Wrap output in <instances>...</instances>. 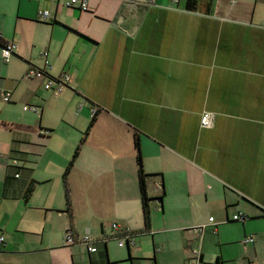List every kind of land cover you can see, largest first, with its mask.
I'll return each instance as SVG.
<instances>
[{
  "label": "crops",
  "instance_id": "crops-1",
  "mask_svg": "<svg viewBox=\"0 0 264 264\" xmlns=\"http://www.w3.org/2000/svg\"><path fill=\"white\" fill-rule=\"evenodd\" d=\"M67 2L0 0L1 41L17 45L9 63L0 45V102L12 93L0 107V264H90L122 233L187 243L181 254L152 237L150 259L126 244L129 264H264V0H88V12ZM30 68L71 81L54 95ZM240 213L243 233L231 222ZM86 236L96 253L79 244Z\"/></svg>",
  "mask_w": 264,
  "mask_h": 264
},
{
  "label": "built area",
  "instance_id": "built-area-1",
  "mask_svg": "<svg viewBox=\"0 0 264 264\" xmlns=\"http://www.w3.org/2000/svg\"><path fill=\"white\" fill-rule=\"evenodd\" d=\"M67 7L69 8H77L82 12H88L89 11V3L88 0H68ZM39 17L43 21H47L50 17V13L48 11H40ZM3 57L6 63H9L10 59L14 55L15 51L17 50V45L15 43H9V44H3ZM44 58L46 59L48 57V54L46 52L43 53ZM46 68H50V65L48 61L46 60ZM27 79L34 81V80H46V83L44 84V87L47 91H51L54 95L61 94L68 83L71 81V77L68 74H62L59 77H51L48 75V73L43 69L38 68H30L27 71L26 74ZM12 99V93L6 92L4 95V102L10 103ZM29 107H25V110H28ZM31 109V108H30ZM82 109V107L80 108ZM32 111H38L37 108H32ZM98 110L96 108L92 111V118L94 119L97 116ZM214 121V114L210 112H204L202 114L201 118V126L205 129H210L213 126ZM17 177H19L17 175ZM247 220V217L240 213L237 215H234L231 219V222H245ZM211 223H215L214 218H210ZM114 230L118 228L117 225H113ZM135 236L125 235L120 237L119 246L125 247V245H131L135 246ZM255 241L253 236L247 237L244 240V244L253 243ZM5 238L3 236H0V249L1 246L4 244ZM66 242L68 245H75L76 244V238L73 235V232L71 230L67 231L66 233ZM83 244L86 245L88 252L91 254H94L97 252V247L94 246V244L97 245L99 241L93 242V240L86 236L81 241Z\"/></svg>",
  "mask_w": 264,
  "mask_h": 264
},
{
  "label": "rangeland",
  "instance_id": "rangeland-1",
  "mask_svg": "<svg viewBox=\"0 0 264 264\" xmlns=\"http://www.w3.org/2000/svg\"><path fill=\"white\" fill-rule=\"evenodd\" d=\"M4 105H6V103L4 101H1L0 102L1 109H2V107H4ZM17 112H20V111H18V109H16V115H18ZM0 113H1V111H0ZM1 115L5 116L4 113ZM59 138H62V139L66 138V136H64L61 129L58 131L56 136H54V138H53L54 143H56L55 140L62 141V140H59ZM0 160H2V157H0ZM156 223L160 227L163 226L162 221H156ZM241 223L242 222H234L232 225L239 226L240 232L243 233L244 228H243ZM261 223H263V222H251V223H249L247 229L254 230ZM236 228H238V227H236ZM152 237L154 238V243L156 244V246H158V247L160 246L159 248L162 247L163 249H167L168 248V240L170 243L169 244L170 248L173 249L175 252L179 251L181 254H183L185 249L187 248V243L185 242L186 240L181 235L172 234V235L168 236V239H166L167 237L164 236V234L156 233V234H153V236H147L144 238H142L140 236L139 238H136L135 239L136 240L135 241L136 248H134V247L132 248L133 256L138 255L139 259H150V258H152V256H153ZM237 237H238V232H237V229H235L234 232L231 234V238L236 240ZM92 240H93V242H96V240H94V239H92ZM119 241H120L119 237H109L108 238L107 247H108V253H109V261L111 264H129V263L124 262L128 257L127 245H125L124 248H121L119 246ZM79 244L82 245V247H83L82 249H84L85 254H87L88 251H87L85 244H83L82 242H80ZM94 246L97 247L96 244H94ZM160 258H161V256L158 255V264H159ZM176 259H178V255H176ZM144 264H150V261L144 262ZM164 264H169V262L165 261Z\"/></svg>",
  "mask_w": 264,
  "mask_h": 264
},
{
  "label": "trees",
  "instance_id": "trees-1",
  "mask_svg": "<svg viewBox=\"0 0 264 264\" xmlns=\"http://www.w3.org/2000/svg\"><path fill=\"white\" fill-rule=\"evenodd\" d=\"M196 0H189V6H192L195 3ZM0 45H3V42L1 41L0 38ZM95 123V119L92 120L89 128L87 129V131L84 134V140H86L87 136L89 135V132L92 128V126ZM135 146L138 150V157H137V162L139 165V183H140V191H141V199H142V205H143V215H144V222H145V231H149L151 229V208H150V202H151V198L148 194L147 191V182H148V178L149 175L145 173L144 168H143V159H142V155H141V151H140V140H139V136L138 134H136V140H135ZM78 154V150L75 153L74 159L76 158ZM73 159V160H74ZM74 161H72L70 163V165L68 166V168L66 169L65 173H64V186H65V191H66V200H67V206H68V211L71 212V196H70V187H69V183H68V173L70 172L72 166H73ZM34 184L35 181H33L30 186L27 189V198H29L34 190ZM244 223V222H242ZM125 235H130V236H137L135 234L132 233H122L121 235H118L117 237H122ZM107 241L108 238L106 239H102L100 243H102L103 245H107ZM98 251V249H97ZM90 264H111L109 261V255H108V251L107 248L105 247L103 251H101L97 258L95 259H91L90 260Z\"/></svg>",
  "mask_w": 264,
  "mask_h": 264
}]
</instances>
